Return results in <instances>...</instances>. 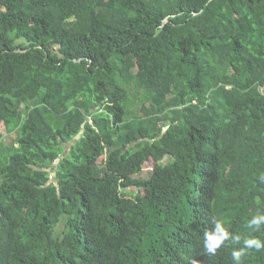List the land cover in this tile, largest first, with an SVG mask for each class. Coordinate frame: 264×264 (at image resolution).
Wrapping results in <instances>:
<instances>
[{
    "label": "trees",
    "instance_id": "1",
    "mask_svg": "<svg viewBox=\"0 0 264 264\" xmlns=\"http://www.w3.org/2000/svg\"><path fill=\"white\" fill-rule=\"evenodd\" d=\"M261 176L264 0H0V264H264Z\"/></svg>",
    "mask_w": 264,
    "mask_h": 264
},
{
    "label": "clouds",
    "instance_id": "2",
    "mask_svg": "<svg viewBox=\"0 0 264 264\" xmlns=\"http://www.w3.org/2000/svg\"><path fill=\"white\" fill-rule=\"evenodd\" d=\"M260 181L264 183V176L260 177ZM261 224H264V216L253 217L248 222L249 228H255L259 230ZM241 237L239 235H233L220 220H213L210 230H206L203 233V251L207 255H215L218 249L225 244L226 241H231L233 244H239ZM245 248H255L260 250L264 248V241L258 238H246L244 239ZM242 256L241 249H233L232 260L234 264H240Z\"/></svg>",
    "mask_w": 264,
    "mask_h": 264
},
{
    "label": "rangeland",
    "instance_id": "3",
    "mask_svg": "<svg viewBox=\"0 0 264 264\" xmlns=\"http://www.w3.org/2000/svg\"><path fill=\"white\" fill-rule=\"evenodd\" d=\"M153 165L154 163L152 161L144 165L142 172L136 177L141 179H148L152 173ZM133 192H137V190L134 189ZM140 193L143 194V191H140Z\"/></svg>",
    "mask_w": 264,
    "mask_h": 264
}]
</instances>
